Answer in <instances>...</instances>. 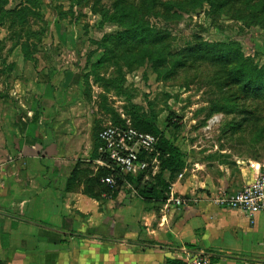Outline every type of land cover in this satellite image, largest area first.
<instances>
[{"label": "rangeland", "instance_id": "rangeland-1", "mask_svg": "<svg viewBox=\"0 0 264 264\" xmlns=\"http://www.w3.org/2000/svg\"><path fill=\"white\" fill-rule=\"evenodd\" d=\"M227 51L230 64L213 61ZM262 75L264 0H0V192L36 155V111L51 108L44 124L91 135L136 114L264 173ZM136 189L122 184L124 207Z\"/></svg>", "mask_w": 264, "mask_h": 264}, {"label": "crops", "instance_id": "crops-1", "mask_svg": "<svg viewBox=\"0 0 264 264\" xmlns=\"http://www.w3.org/2000/svg\"><path fill=\"white\" fill-rule=\"evenodd\" d=\"M53 113L36 111V155L22 157L19 179L0 192V264H188L186 252L204 253L211 264H264V213L223 204L259 176L257 165L174 140L185 169L167 201L144 200L135 185L124 207V192L98 184L97 134L80 123L44 124L41 115Z\"/></svg>", "mask_w": 264, "mask_h": 264}, {"label": "built area", "instance_id": "built-area-1", "mask_svg": "<svg viewBox=\"0 0 264 264\" xmlns=\"http://www.w3.org/2000/svg\"><path fill=\"white\" fill-rule=\"evenodd\" d=\"M100 163L111 173L102 178V183L111 189L117 188L121 175L136 176L148 171L158 163L154 158L159 145V137L134 128L130 123L125 126H108L99 133ZM184 205L185 200H176ZM223 204L238 209L249 216L264 213V173L246 185L241 191L227 196ZM188 264H211V257L204 253L186 252Z\"/></svg>", "mask_w": 264, "mask_h": 264}, {"label": "trees", "instance_id": "trees-1", "mask_svg": "<svg viewBox=\"0 0 264 264\" xmlns=\"http://www.w3.org/2000/svg\"><path fill=\"white\" fill-rule=\"evenodd\" d=\"M31 3V1H29ZM10 12H6V14H10ZM212 48L210 45H202L194 49L193 51H190L192 54H198V53H204L207 51V49ZM216 50V49H215ZM231 55L232 51H227L222 53L220 57H215L213 59L214 62H218L224 65H228L231 63ZM237 71V70H236ZM236 71H232V76L237 79L236 81L240 84L242 83V77L239 75V73H236ZM260 80H264V75L261 77H257ZM264 86V85H263ZM246 91V89H244ZM251 90L248 88V94H251L249 91ZM38 116L35 117V122H38ZM112 122L116 126H125L126 121L123 120L119 115L114 114V117L112 119ZM132 123L133 127L136 128L139 131L153 134L157 137H159V145L157 147V152L160 155L161 165H160V171L159 173L152 177L153 174L151 170L142 172L136 176L133 175H121L118 177V185L117 188L111 189L107 185L102 183V178L108 176L111 171H109L106 168H101L99 171V174L97 175L98 184H100L101 187H103L104 191L106 193L112 194L118 192L122 184L125 182L135 183L137 188L140 190L141 196L144 198V200H153L156 199L159 204H163L168 199V194L170 190L171 183L175 180V177L181 173L185 169V164L182 161L183 153L181 150L176 147L171 141H169L167 138H165L161 133H159L158 128L154 126V123H149L146 119L142 118L139 115H133L132 116ZM97 145L95 150V158H100L99 155V147H100V140H99V133H97L96 136ZM152 178V180L156 183L155 185L152 183H148V181H145L146 178ZM136 178V180L134 179ZM137 182V183H136ZM144 183V185H142ZM217 260L212 257V262H216ZM167 264H186L178 260H169Z\"/></svg>", "mask_w": 264, "mask_h": 264}]
</instances>
